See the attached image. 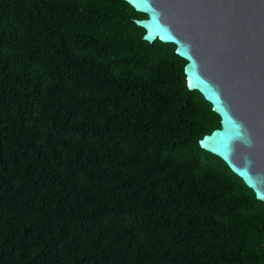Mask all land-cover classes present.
Segmentation results:
<instances>
[{
	"label": "trees",
	"instance_id": "obj_1",
	"mask_svg": "<svg viewBox=\"0 0 264 264\" xmlns=\"http://www.w3.org/2000/svg\"><path fill=\"white\" fill-rule=\"evenodd\" d=\"M125 0H0V264H264V202L199 140L220 117Z\"/></svg>",
	"mask_w": 264,
	"mask_h": 264
},
{
	"label": "water",
	"instance_id": "obj_2",
	"mask_svg": "<svg viewBox=\"0 0 264 264\" xmlns=\"http://www.w3.org/2000/svg\"><path fill=\"white\" fill-rule=\"evenodd\" d=\"M143 39L173 43L190 90L220 117L200 147L264 202V0H125Z\"/></svg>",
	"mask_w": 264,
	"mask_h": 264
}]
</instances>
